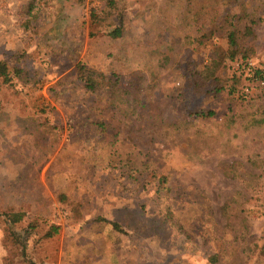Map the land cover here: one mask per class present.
I'll use <instances>...</instances> for the list:
<instances>
[{
  "label": "rangeland",
  "instance_id": "rangeland-1",
  "mask_svg": "<svg viewBox=\"0 0 264 264\" xmlns=\"http://www.w3.org/2000/svg\"><path fill=\"white\" fill-rule=\"evenodd\" d=\"M32 1L0 0V264H264V86L234 68L264 71V0Z\"/></svg>",
  "mask_w": 264,
  "mask_h": 264
},
{
  "label": "trees",
  "instance_id": "trees-1",
  "mask_svg": "<svg viewBox=\"0 0 264 264\" xmlns=\"http://www.w3.org/2000/svg\"><path fill=\"white\" fill-rule=\"evenodd\" d=\"M34 1H39V0H33L31 2V4L27 7V10L29 11V13H31L35 8L36 3H34ZM56 1L58 3V7L62 5V9H60L58 12H55V13H58L56 18L58 20L66 19L71 14V10H72L71 8L75 5V0H56ZM25 3L26 2L24 1L23 4H25ZM80 4L81 5L78 4L79 7L82 6V3H80ZM64 6H65V8H64ZM105 7L108 9V12H102V14L104 16H106V15L110 16L119 10L117 0H105ZM119 16L116 19L117 24L109 32V36L114 38V39L115 38L116 39L121 38L123 36V22H124L123 20L124 19H123L122 14L121 15L119 14ZM89 18L91 20L90 24L93 27L97 23H99V24H103V22L106 23V20H103L104 18L101 17V15L97 9L91 10V14H90ZM91 26H90V28H91ZM106 27H108V25H106ZM90 35H91V37H95V36H97V33H95L94 30L91 29ZM79 70H81L80 71V73H82L81 79L85 82L86 87L89 90L94 89L96 79L94 78V75L92 74V72L87 70L86 67L83 68V66L79 67ZM22 73H23L22 68H17L16 66L11 65L9 63V61H7V60H0V90H1L3 85L12 81L13 76L19 78V77H21ZM259 74H264V71L263 72L260 71ZM236 79H241V76L238 75ZM242 97L245 98V96H243V95H242ZM0 109H1V99H0ZM209 114L211 115L212 112H210ZM100 125L102 126L103 123H101ZM12 217H13V219H12L13 223H17L22 219V215H20V214H13ZM100 221L110 223L114 227V229L117 231L121 230L120 225L116 222H111V221H108L106 219H100Z\"/></svg>",
  "mask_w": 264,
  "mask_h": 264
},
{
  "label": "built area",
  "instance_id": "built-area-1",
  "mask_svg": "<svg viewBox=\"0 0 264 264\" xmlns=\"http://www.w3.org/2000/svg\"><path fill=\"white\" fill-rule=\"evenodd\" d=\"M237 70L240 71L246 79H249L254 84H258L259 86H264V75L260 76L258 73V69L255 66L253 61L249 60H240L235 67ZM247 93H249L250 88H246Z\"/></svg>",
  "mask_w": 264,
  "mask_h": 264
}]
</instances>
